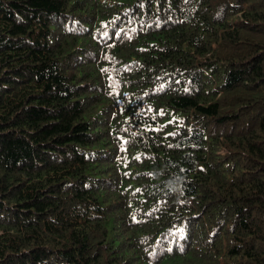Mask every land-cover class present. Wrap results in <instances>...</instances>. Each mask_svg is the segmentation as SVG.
I'll use <instances>...</instances> for the list:
<instances>
[{"label":"trees","instance_id":"obj_1","mask_svg":"<svg viewBox=\"0 0 264 264\" xmlns=\"http://www.w3.org/2000/svg\"><path fill=\"white\" fill-rule=\"evenodd\" d=\"M0 264H264V0H0Z\"/></svg>","mask_w":264,"mask_h":264}]
</instances>
